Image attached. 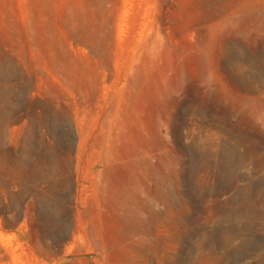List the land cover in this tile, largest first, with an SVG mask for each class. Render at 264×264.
<instances>
[{
	"label": "rangeland",
	"instance_id": "obj_1",
	"mask_svg": "<svg viewBox=\"0 0 264 264\" xmlns=\"http://www.w3.org/2000/svg\"><path fill=\"white\" fill-rule=\"evenodd\" d=\"M0 264H264V0H0Z\"/></svg>",
	"mask_w": 264,
	"mask_h": 264
}]
</instances>
